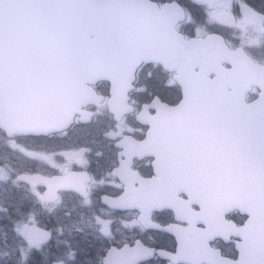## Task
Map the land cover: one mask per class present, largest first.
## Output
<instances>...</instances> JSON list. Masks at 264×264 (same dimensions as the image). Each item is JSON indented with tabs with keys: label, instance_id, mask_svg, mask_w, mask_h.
Returning a JSON list of instances; mask_svg holds the SVG:
<instances>
[{
	"label": "snow or ice",
	"instance_id": "6c2138e0",
	"mask_svg": "<svg viewBox=\"0 0 264 264\" xmlns=\"http://www.w3.org/2000/svg\"><path fill=\"white\" fill-rule=\"evenodd\" d=\"M0 264H264V0H0Z\"/></svg>",
	"mask_w": 264,
	"mask_h": 264
},
{
	"label": "flooded vegetation",
	"instance_id": "af4514ba",
	"mask_svg": "<svg viewBox=\"0 0 264 264\" xmlns=\"http://www.w3.org/2000/svg\"><path fill=\"white\" fill-rule=\"evenodd\" d=\"M253 2L255 4H257V6H259L260 4V0H253ZM100 87V89L106 90L108 88V85L106 82L101 83L100 85H98ZM74 139H77V142L81 145V146H92L89 144V141L91 139V137L88 135L87 131H80L77 134V137H74ZM71 143V142H69ZM87 159L89 160V167H88V171L95 173L98 167V164L102 165L104 163V161L100 158H97L94 153H90L87 156ZM143 166L145 169H147L149 167V162L147 160H145L143 162ZM76 170H79V168H77ZM54 221L52 220H43L42 221V226L46 227V228H51L53 227ZM9 231L11 229V225L8 224L7 225ZM156 242L159 246L161 247H170L171 241L168 238L167 235L165 234H159L156 238Z\"/></svg>",
	"mask_w": 264,
	"mask_h": 264
}]
</instances>
